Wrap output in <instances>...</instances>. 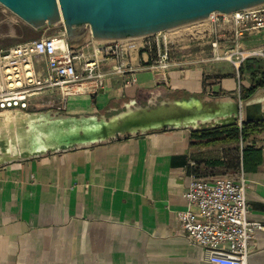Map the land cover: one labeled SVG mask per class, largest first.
I'll return each instance as SVG.
<instances>
[{
  "label": "crops",
  "instance_id": "crops-1",
  "mask_svg": "<svg viewBox=\"0 0 264 264\" xmlns=\"http://www.w3.org/2000/svg\"><path fill=\"white\" fill-rule=\"evenodd\" d=\"M144 44H132L126 65L137 69L154 59ZM98 46L83 38L74 48ZM181 61L162 73V88L158 74L146 70L110 75L105 91L69 98L65 114L112 115L160 97L234 103L239 86L250 84L227 62ZM131 76L135 84L124 86ZM255 130L239 143L208 146L187 130L161 131L1 165L0 264H209L179 232L183 194L192 175H242L248 220L264 226V127ZM246 264H264V230L250 243Z\"/></svg>",
  "mask_w": 264,
  "mask_h": 264
},
{
  "label": "water",
  "instance_id": "water-1",
  "mask_svg": "<svg viewBox=\"0 0 264 264\" xmlns=\"http://www.w3.org/2000/svg\"><path fill=\"white\" fill-rule=\"evenodd\" d=\"M0 5L34 31L61 25L73 48L70 45H78L87 35L96 42L144 39L207 21L215 13L230 16L252 10L264 0H0ZM156 81L161 88L167 84L164 74ZM225 101L160 97L145 106L132 101L112 115L5 111L0 122L5 115L29 119L0 130V166L161 131L200 133L264 123V88L245 100Z\"/></svg>",
  "mask_w": 264,
  "mask_h": 264
},
{
  "label": "built area",
  "instance_id": "built-area-1",
  "mask_svg": "<svg viewBox=\"0 0 264 264\" xmlns=\"http://www.w3.org/2000/svg\"><path fill=\"white\" fill-rule=\"evenodd\" d=\"M219 18L224 20L223 24L232 25L235 47L244 33L264 32V5L230 16L215 13L208 20L213 23ZM88 40L93 41L90 36ZM125 41L97 42L99 46L90 50L88 47L69 48L64 35L42 36L6 49L0 48V113L15 110L65 113L69 98L105 91L106 79L110 75L124 77L137 70L159 75L182 65L171 58V43L163 36L142 47L155 51L154 59L145 66L132 68L125 60L128 52L137 47L132 45L135 43ZM124 44H130V47H124ZM218 47L217 42L211 43L214 51ZM251 55L264 59V47L246 54ZM226 58L216 60L229 61ZM244 60L242 56L239 62L233 63L237 71ZM110 61L115 65L106 69ZM135 82L131 76L124 79L123 84L128 87ZM245 191L246 182L242 175L236 178L190 177L183 194L186 209L177 213L178 228L191 246L203 251L209 264H246L250 243L264 230L260 223L248 220Z\"/></svg>",
  "mask_w": 264,
  "mask_h": 264
},
{
  "label": "rangeland",
  "instance_id": "rangeland-1",
  "mask_svg": "<svg viewBox=\"0 0 264 264\" xmlns=\"http://www.w3.org/2000/svg\"><path fill=\"white\" fill-rule=\"evenodd\" d=\"M224 20L219 18L218 21L213 22L210 20L191 24L182 28H178L169 32L157 34L152 37L144 39L126 40L128 43H148L152 42L155 38L167 37L170 45L172 46L171 58L177 59V61L188 60L191 62L199 61L200 64H209L216 62H227L229 64L237 63L244 56L245 60L240 64L239 68L242 67L241 76L244 75L245 79L250 76L248 66L259 67L264 70V59L255 55L246 56L247 53L257 50L258 48L264 47V33L262 36L258 35L257 32H251L257 34V41L251 39L250 33H244L243 37L237 42L233 43L231 24H223ZM221 25V26H220ZM261 34V33H260ZM64 35L63 27L61 25L51 27L48 31H34L12 13L0 5V48L6 49L15 44L35 40L42 36L55 37ZM84 39H89L87 35ZM250 40V41H249ZM217 42L219 47L216 51L211 48L212 42ZM256 44L253 46V44ZM259 45V46H258ZM238 52V54H236ZM227 57L226 60H216L217 58ZM251 61L252 63H248ZM203 62V63H202ZM182 65H184L182 63ZM190 64L189 66H193ZM234 67V66H233ZM235 68V67H234ZM239 71V69H238ZM236 70V73H238ZM78 97H72L69 101H73ZM38 110H35L37 112ZM45 112V111H38Z\"/></svg>",
  "mask_w": 264,
  "mask_h": 264
},
{
  "label": "trees",
  "instance_id": "trees-1",
  "mask_svg": "<svg viewBox=\"0 0 264 264\" xmlns=\"http://www.w3.org/2000/svg\"><path fill=\"white\" fill-rule=\"evenodd\" d=\"M71 47H75L74 45H70ZM252 63L248 61L247 64ZM248 71H250L249 76V86H239V99L245 100L250 97L257 89L264 88V70L259 67H251L248 66ZM242 67L239 68L238 73L241 75ZM258 126H263L264 123L261 124H251V125H242L241 129L236 126H231L227 128L216 129L213 131H206L200 133H192V137L194 140H198L203 142L204 146L215 145L220 143H239V141H244L246 136L249 133L256 132V128Z\"/></svg>",
  "mask_w": 264,
  "mask_h": 264
},
{
  "label": "bare ground",
  "instance_id": "bare-ground-1",
  "mask_svg": "<svg viewBox=\"0 0 264 264\" xmlns=\"http://www.w3.org/2000/svg\"><path fill=\"white\" fill-rule=\"evenodd\" d=\"M7 11V10H6ZM28 117L25 116H15V117H9L5 115L4 121L0 122V130H7L9 124H14L15 126L19 127L23 121H28ZM3 132H0L2 134Z\"/></svg>",
  "mask_w": 264,
  "mask_h": 264
}]
</instances>
